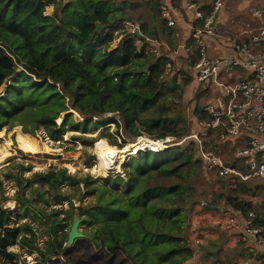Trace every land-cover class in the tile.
<instances>
[{
  "label": "trees",
  "instance_id": "16d2710c",
  "mask_svg": "<svg viewBox=\"0 0 264 264\" xmlns=\"http://www.w3.org/2000/svg\"><path fill=\"white\" fill-rule=\"evenodd\" d=\"M70 3L57 6L53 15L46 16L41 0H0V87L11 79L0 97V129L20 121L26 132L44 125L51 136L58 137L72 114H66L60 128L56 119L70 105L88 117L84 129L92 116L114 113L111 121L122 125L128 134L142 135L138 125L146 123L160 127L155 139L170 135L160 114L149 117L144 113L169 89L161 78L165 59H171V54H146L130 37L110 48L118 24L111 23L107 6L83 2L82 16L75 18L68 10ZM58 7L61 10L57 11ZM99 24L105 29L98 30ZM179 88L182 84L170 89ZM29 113L36 122L33 130L27 128L25 120ZM183 143L187 144L184 149L175 145L167 150H139L122 164L126 179L109 175L103 184L87 188L88 194L97 197L84 211L85 221L93 227L95 245L107 250L120 248L134 264H184L193 255L183 235L186 224L191 223L185 220L187 204L194 201V187L188 183L192 171L202 167L209 172L196 140L187 138ZM34 177L52 189L65 182L88 187L97 181L65 169ZM247 185L243 182L239 186ZM250 206L247 202L226 205L237 212ZM8 219L0 207V227L4 230L0 262L18 264L7 246L16 243L27 226L6 227Z\"/></svg>",
  "mask_w": 264,
  "mask_h": 264
},
{
  "label": "rangeland",
  "instance_id": "374dc122",
  "mask_svg": "<svg viewBox=\"0 0 264 264\" xmlns=\"http://www.w3.org/2000/svg\"><path fill=\"white\" fill-rule=\"evenodd\" d=\"M88 1L105 4L110 11L111 23L117 22L118 26L123 25L125 21L142 24L147 33L168 43L172 49L180 50L178 56L171 55V59H165V61L172 60L174 65L172 71L161 78V82L164 81V85L169 89L144 115L154 117L160 114L170 133L164 138L165 141L158 150H167V147L175 145H180L184 149L187 144L183 143V139L196 131V119L203 114L205 102L212 97L209 90L200 91L191 86L193 75L190 63L195 56L192 55L193 53L189 56L183 53L181 45L186 41V35L180 32V36L176 37L173 30L164 26L160 18L158 0H69L68 2L71 3L68 10L75 18H79L82 16L81 4ZM256 3L249 2L245 8H239L231 13L226 20V26L232 30L249 26L257 27L259 22L253 17V9L256 5L264 7V0H257ZM61 8L58 7L57 11ZM56 16L59 17L57 14ZM103 29L105 27L101 30ZM118 45L112 40L109 46L114 48ZM105 46L102 45L101 49L103 50ZM19 69L23 68L20 66ZM239 74L240 72L236 71L230 76L224 72L221 79L236 81ZM36 80L40 79L36 78ZM10 82L11 79H8L5 84L8 85ZM174 84H182V89L179 88V91L170 89ZM211 92L213 93L212 89ZM68 106L69 109L59 114L56 119L60 128L66 114L68 112L72 114L58 137L51 136L44 125H39L33 132H26L20 121H13L0 129V150L3 151V156L0 158V207L5 209L9 216L5 226H27L22 228L16 243L9 244L7 250L15 254V261L18 264H134L120 248L107 250L104 246L95 245L93 227L85 221V209L97 201L96 195L88 194L86 190L103 184V179L106 177L95 175L91 170L97 163L94 147L96 142L101 140H106L119 148L135 143L140 136L156 140L154 136L161 129L159 126L150 127L142 123L138 125L142 135L128 134L122 131V125L119 126L116 121H111L110 118L114 117V113L92 116L90 125L84 129L88 117ZM25 120L27 128L33 130L36 122L33 123L31 113L25 115ZM99 120L104 124H92ZM21 135L38 138L39 146L31 151L23 150ZM230 148V145L224 147L226 151ZM57 154H62V157L59 158ZM122 166L120 173H114L115 175L111 173L110 176L126 179V171ZM59 169H65L69 174L80 178L90 175L97 181L88 187L84 183L77 185L65 182L58 189H52L48 185L43 186L34 177L36 173ZM191 173L188 184L194 187V197L191 199L194 201H189L187 204L185 220L186 223L190 221L194 212L198 215L199 222L198 224L191 222L189 226L187 224L185 226L183 235L193 251V255L185 263L193 260L197 264H223L243 257L248 253L247 246L231 240L226 231L215 223H213L215 226L211 223L207 226L201 225L200 220L204 218L208 219L209 223L210 219L206 213H212L206 212L204 208L198 206V203L203 200L213 206H226L229 203L249 204L250 201H254L257 203L253 205L261 210V207L257 206H264V188L254 190L256 180L249 181L245 188L239 186L240 184L236 186L215 174L205 172L202 167ZM258 181L264 184V180ZM230 198L233 200L230 201ZM76 216L81 219L79 230L84 237L68 244V232ZM190 227L195 228L193 233L202 240V244L194 242V234ZM3 238L4 230L0 227V248Z\"/></svg>",
  "mask_w": 264,
  "mask_h": 264
},
{
  "label": "built area",
  "instance_id": "2783aa9c",
  "mask_svg": "<svg viewBox=\"0 0 264 264\" xmlns=\"http://www.w3.org/2000/svg\"><path fill=\"white\" fill-rule=\"evenodd\" d=\"M41 1L45 3L44 15L50 16L57 6L69 0ZM228 1L210 0L205 6L201 0H184V7L192 13L194 22L191 43L184 41L181 48L195 56L190 67L196 89L211 92L217 88L213 97L205 102L203 116L196 119V131L185 139L196 140L198 152L210 174L229 179L237 186L251 180H256L255 183L264 180V7L254 10V15L262 22L253 30H243L241 33L249 34L250 41L242 42L231 32L218 28L220 14ZM160 15L169 29L176 27L178 19L169 1L162 0ZM112 36L117 44L130 37L139 50L154 57L165 53L175 57L180 53L178 48L172 49L132 21L114 28ZM219 40L229 43L234 54L211 56L209 42ZM173 67V61L166 60L164 74H169ZM237 68L245 70L239 80L230 83L221 79L224 72L230 74ZM160 140L165 141L164 138ZM227 145L231 148L226 151ZM256 203L250 201L251 206L244 213L226 206H213L203 200L198 203L199 207L212 213L213 223L236 234L239 242L248 247L247 256L226 264H264V206H257L261 207L259 210L254 206ZM195 242L200 243V238L196 237Z\"/></svg>",
  "mask_w": 264,
  "mask_h": 264
},
{
  "label": "crops",
  "instance_id": "0c3cea01",
  "mask_svg": "<svg viewBox=\"0 0 264 264\" xmlns=\"http://www.w3.org/2000/svg\"><path fill=\"white\" fill-rule=\"evenodd\" d=\"M167 1H169L171 4H172V6H173V8H174V14L176 15V17H177V19H178V22H177V25H176V27L175 28H172V30H173V33H174V35L176 36V37H179L180 36V32L182 33V34H184V35H186V41H189V43H191V41L189 40L190 39V32H191V25L193 24V22H194V19H193V17H192V13L191 12H189V11H187L186 9H185V7H184V0H167ZM256 1L257 0H229L228 2H227V4L225 5V7L223 8V10H222V12H221V14H220V17H219V21H218V28L220 29V30H223V31H227V32H231L239 41H242V42H248V41H250V38H249V34H247V33H245V34H242L241 32L243 31V30H253V29H255V28H257L260 24H261V22H262V19H260V18H258V17H256L255 15H254V10L256 9V8H258L259 6H255V8L253 9V17H254V19L255 20H257L259 23H258V25H257V27H245V28H241V29H238V30H232V29H230V28H228L227 26H226V20H227V18H228V16L229 15H231V13H234V12H236V10L237 9H243V8H245L246 7V5H248L249 4V2H255V4H257L256 3ZM159 2H160V5H161V2H162V0H159ZM210 2V0H201V3H203L205 6H207L208 5V3ZM160 18H161V15H160ZM161 21L163 22V24H164V26L166 27V28H168L167 26H166V24L164 23V21L162 20V18H161ZM142 27H143V29H144V26L142 25V24H140ZM250 25V24H249ZM169 29V28H168ZM145 30V29H144ZM169 30H171V29H169ZM152 31H154V30H152ZM210 44H209V54L211 55V56H213V57H221V56H231V55H233L234 54V49L230 46V44L229 43H227V42H224L223 40H219V41H214V42H209ZM183 53H186L185 52V50H184V52ZM186 55L187 56H189L187 53H186ZM173 56V55H172ZM236 71H239L240 72V74H239V78H241V77H243L244 76V74H245V70H243L242 68H237V69H235L233 72H236ZM232 72V73H233ZM232 73H230V76H232ZM239 78L237 79V80H239ZM236 80V81H237ZM225 82H229V81H225ZM232 82H235V81H231L230 83H232ZM191 86L192 87H194V88H196V86H195V79H194V77H193V79H192V82H191ZM200 90V89H199ZM213 90V93H212V97H213V94L217 91V88H213L212 89ZM201 91V90H200ZM211 93V92H210ZM228 153V152H227ZM225 181H227V182H230V180L229 179H225ZM262 185V186H258V185ZM257 185V186H256ZM262 188H264V184L263 183H261V182H256L255 183V189H262ZM197 208V207H196ZM200 209V208H199ZM196 210V209H195ZM194 210H192V212H193ZM206 211V210H205ZM246 211V210H245ZM244 211V212H245ZM198 212H199V210H198ZM243 212V213H244ZM206 215H208L207 217L210 219V221H209V223H208V219H206V218H204V219H201L200 221L202 222V224L201 225H204V226H207V225H210V223L211 224H213V219H212V214H210V213H206ZM197 220V221H196ZM191 222H192V224H196L197 222H199L198 221V215H196V214H194V212L192 213V217H191V220H190ZM207 221V222H206ZM196 222V223H195ZM198 224V223H197ZM214 225V224H213ZM215 226V225H214ZM190 229H191V231H192V233H193V231L195 230V228H191L190 227ZM207 229V228H206ZM226 231V230H225ZM226 233L228 234V236H230V239L231 240H234L235 242L237 241V242H239V240H238V238H237V235L236 234H234V233H232V232H230V231H226ZM194 235H193V237L195 238H193V240H194V242L196 241V233H193ZM206 235V234H205ZM202 242V240L200 239V243ZM233 242V241H232ZM202 244V243H201ZM242 244V243H241ZM229 245V244H228ZM234 245V244H233ZM232 245V247H234ZM244 251V250H243ZM248 254V253H247ZM247 254H245L243 257H245V256H247ZM240 258H242V257H240ZM239 258V259H240ZM239 259H237V260H239ZM234 261H236V260H234ZM234 261H231V262H226V263H232V262H234ZM226 263H223V264H226ZM185 264V263H184ZM186 264H197L196 263V261H193V260H190V261H188Z\"/></svg>",
  "mask_w": 264,
  "mask_h": 264
},
{
  "label": "bare ground",
  "instance_id": "6f19581e",
  "mask_svg": "<svg viewBox=\"0 0 264 264\" xmlns=\"http://www.w3.org/2000/svg\"><path fill=\"white\" fill-rule=\"evenodd\" d=\"M156 140L140 136L135 143L126 144L121 148L111 145L106 140L97 141L94 147L97 163H95L91 170L95 175L102 176H108L111 173H120L121 165L125 160L136 154L139 150L144 148L158 150L164 141L160 139ZM20 142L23 150L31 151L35 149L36 146H39L40 140L30 135H21ZM2 156L3 151L0 150V158H2Z\"/></svg>",
  "mask_w": 264,
  "mask_h": 264
},
{
  "label": "water",
  "instance_id": "95a60500",
  "mask_svg": "<svg viewBox=\"0 0 264 264\" xmlns=\"http://www.w3.org/2000/svg\"><path fill=\"white\" fill-rule=\"evenodd\" d=\"M104 27V25L99 24L98 25V30H101ZM7 84H2V86L0 87V97L4 95L6 88H7ZM57 156L59 158L62 157V154H57ZM257 186V185H256ZM258 186H262V185H258ZM80 218L79 216H76L73 220V223L71 225V228L68 232V237H67V243L68 244H72L77 238H82L84 237V234L82 232H80L79 230V224H80Z\"/></svg>",
  "mask_w": 264,
  "mask_h": 264
}]
</instances>
